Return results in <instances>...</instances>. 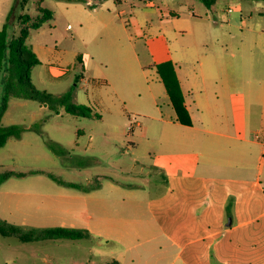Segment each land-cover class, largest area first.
<instances>
[{
	"label": "rangeland",
	"instance_id": "374dc122",
	"mask_svg": "<svg viewBox=\"0 0 264 264\" xmlns=\"http://www.w3.org/2000/svg\"><path fill=\"white\" fill-rule=\"evenodd\" d=\"M87 1L92 4L30 0L23 10L19 0H0V18L6 10L7 16L12 11L10 36L20 32V15L28 14L33 22L42 15L40 6L53 13L51 20L31 31L28 44L48 50L51 65L66 74L54 78L49 66L40 64L32 69L33 85L56 96L72 91L73 103L93 109L92 117L86 118L64 109L57 114L32 100L10 99L0 117L1 126L33 129L21 139H9L0 149V174H25L0 187V218L31 228H100L117 236L134 229L130 221L149 217L146 201L165 182L152 167L155 149L147 148L140 132L141 127L153 132V116L158 115L150 89L158 80L154 64L163 53L189 46L198 34L210 42L209 17L215 26L226 23L227 9L234 14L240 11L230 2L243 0H218L211 9L199 0H153V6L148 0ZM243 4L250 5L255 15L264 12V7H254L256 3ZM173 18L177 21L168 25L166 34L161 23ZM102 19L106 26L99 27ZM65 52L71 54L69 61L58 58ZM79 55L87 58V67L78 61ZM261 67L255 69L259 79ZM2 104L0 81V114ZM46 137L65 153L51 151ZM258 141L264 143V134ZM263 149L258 146L259 156L264 157ZM50 175L89 192L95 190L97 199L92 203L89 192L67 187ZM140 255L136 264H172L171 257L158 261L145 247L139 248ZM118 260L131 264L130 255L124 258L122 247L111 239L22 243L0 236V264H111Z\"/></svg>",
	"mask_w": 264,
	"mask_h": 264
},
{
	"label": "crops",
	"instance_id": "0c3cea01",
	"mask_svg": "<svg viewBox=\"0 0 264 264\" xmlns=\"http://www.w3.org/2000/svg\"><path fill=\"white\" fill-rule=\"evenodd\" d=\"M243 1L264 7V0ZM243 1L230 2L240 11L227 9L226 23L215 26L209 17L210 42L198 34L189 46L163 53L154 64L157 73L156 65L173 63L192 124L178 122L157 73L150 86L158 114L154 131L141 127L140 132L147 148L155 149L152 167L165 182L146 201L149 217L130 221L133 230L111 236L105 229H86L92 238L121 246L131 264L141 257L140 247L158 261L171 257L172 264H264V157L258 155V146L264 147L258 141L264 134V12L255 15ZM8 12L0 18V30ZM176 21L160 27L168 34ZM32 49L52 77L65 76L51 65L48 50ZM70 55L58 58L69 61ZM95 193L89 192L92 203Z\"/></svg>",
	"mask_w": 264,
	"mask_h": 264
},
{
	"label": "trees",
	"instance_id": "16d2710c",
	"mask_svg": "<svg viewBox=\"0 0 264 264\" xmlns=\"http://www.w3.org/2000/svg\"><path fill=\"white\" fill-rule=\"evenodd\" d=\"M66 2L87 3V0H61ZM153 1V0H148ZM208 9H211L218 0H199ZM30 0H19L20 7L24 10L28 6ZM116 4H121L123 0H114ZM38 10L42 14L33 22L28 14L19 16L21 25L18 35L9 34V21L12 11L7 16V21L0 30V81L3 83V104L0 117L8 108L10 99H24L38 102L41 106L49 108L51 111L59 113L60 109H64L67 113L80 117H92L93 109L87 105H78L73 103L72 91L63 95L56 96L46 91L35 88L31 78L32 69L41 64L32 47L28 44V37L33 30H37L42 25L53 18V13L46 8L39 7ZM78 61L83 63V57L78 56ZM157 73L165 86L171 104L176 112L179 123L190 126L192 124L191 117L185 105V99L179 80L176 75L175 67L171 61H167L156 65ZM28 129L19 125H11L7 127L1 126L0 118V149L3 148L9 139H21L22 135ZM48 148L57 155H63L65 150L57 142L46 137ZM39 173V171L37 172ZM24 173H15L6 171L0 174V187L3 183L13 177H23ZM55 181L75 189H82L85 192L90 190L84 189L80 185L66 183L58 180L50 175ZM0 236L4 238H16L22 243H36L43 241L57 240H89L92 238L91 233L86 229H75L65 227L54 228H31L23 225L11 224L0 218ZM111 264H119L114 261Z\"/></svg>",
	"mask_w": 264,
	"mask_h": 264
},
{
	"label": "water",
	"instance_id": "95a60500",
	"mask_svg": "<svg viewBox=\"0 0 264 264\" xmlns=\"http://www.w3.org/2000/svg\"><path fill=\"white\" fill-rule=\"evenodd\" d=\"M227 226H232V218H229V219H228Z\"/></svg>",
	"mask_w": 264,
	"mask_h": 264
},
{
	"label": "built area",
	"instance_id": "2783aa9c",
	"mask_svg": "<svg viewBox=\"0 0 264 264\" xmlns=\"http://www.w3.org/2000/svg\"><path fill=\"white\" fill-rule=\"evenodd\" d=\"M229 12H232V10H231V9H229Z\"/></svg>",
	"mask_w": 264,
	"mask_h": 264
}]
</instances>
